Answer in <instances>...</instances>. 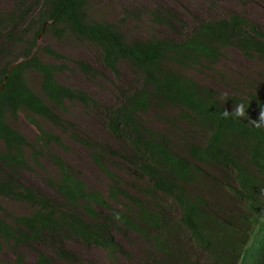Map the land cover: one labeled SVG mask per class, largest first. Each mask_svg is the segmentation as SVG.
Returning a JSON list of instances; mask_svg holds the SVG:
<instances>
[{
  "label": "trees",
  "instance_id": "16d2710c",
  "mask_svg": "<svg viewBox=\"0 0 264 264\" xmlns=\"http://www.w3.org/2000/svg\"><path fill=\"white\" fill-rule=\"evenodd\" d=\"M14 2L10 12L0 11V36L6 40L10 51L15 47L18 51L14 59L7 60L5 48H0V143L3 145L0 148V196L26 201L36 209L29 214L15 215V224L0 219L1 241L27 244L52 239L56 254L65 260L75 256L62 246L64 240L70 238L96 245L111 255L127 254L112 233L114 227L124 226L155 247L154 255L146 264H201L194 244L188 237L181 236L186 227L192 233L228 240L231 247L237 241L245 243L246 235L229 225L222 213L209 209L208 202L195 192L192 184L203 183L197 166L205 156L236 167L247 166L250 160L264 156L263 138L246 119L221 117L220 111L230 112L232 108L225 107L219 93L184 74L183 70L220 67L229 47L264 61V32L248 18L233 13L202 20L174 38L128 39L114 21L92 16L90 0ZM150 14L159 23L177 30L173 22L175 15L170 10L159 8ZM45 34L62 40L70 34L77 41L96 46L106 68L118 72V66L126 63L136 77L135 84L123 90L120 103L107 108L104 120L108 130L124 143L121 150L86 135L74 134L76 140L93 148L96 163L112 181L110 195L122 206L111 205L103 192L92 189L80 171L53 151L50 144L61 145V137L41 129L35 119L39 116L60 125L62 118L55 108L66 109L68 101H79L88 107L100 106L86 91L58 81L61 66L41 58L40 53L58 60L68 58L53 46L40 44ZM75 62L89 77L100 74L86 61ZM29 71L42 76L41 93L29 85ZM220 75L223 77L222 73ZM247 95L248 99L232 96L230 101L246 104L248 113L259 101V95L252 90ZM154 108L167 122L170 132L180 135L176 141L167 129L149 127L143 120L141 116ZM172 108L179 110V115L171 113ZM23 111L41 130L33 143L8 120ZM177 119L186 124L184 129L179 128ZM194 128L208 131L204 146L186 143L193 138L192 134L197 136ZM180 140L186 143V148L192 149L194 161L180 152V147L176 146L181 144ZM29 149L34 165L44 167L41 158L47 156L56 168V174L49 173L45 179L58 197L43 194L19 181L20 169H33L27 158ZM116 157H121L128 167L127 174L144 180L143 184L136 185L141 195H133L130 188L123 185L122 178L110 169L109 166L116 167ZM184 190L197 195L187 197L181 192ZM160 194L172 198L176 207L167 209L163 201L157 202ZM96 206L109 211L103 214ZM0 210H3L1 203ZM250 249L262 257L264 264V249L256 243H252ZM51 261L49 256L41 254L38 264ZM1 263L29 264L24 253Z\"/></svg>",
  "mask_w": 264,
  "mask_h": 264
},
{
  "label": "rangeland",
  "instance_id": "374dc122",
  "mask_svg": "<svg viewBox=\"0 0 264 264\" xmlns=\"http://www.w3.org/2000/svg\"><path fill=\"white\" fill-rule=\"evenodd\" d=\"M93 17L114 21L121 27L128 39L157 37H178L184 34L187 29L195 26L202 20H209L239 13L254 22L260 30L264 32V0H90ZM14 0H0V11L10 12L14 8ZM159 8L170 10L175 15L173 22L177 30H171L167 25L159 23L151 13ZM0 36V48H5V58L14 59L18 53L17 47L11 51ZM41 45H51L68 59L58 60L47 54L40 53L41 58L61 66L62 71L57 74L60 83L72 86L76 89L84 90L95 98L99 107H88L79 101H68L66 109L55 108L61 116L60 125L36 116L40 128L44 131L54 133L61 137L62 144H50V148L61 155L77 171H80L82 178L92 189L103 192L107 200L113 206H122L110 195V185L112 183L108 174L96 163L92 153L93 148L83 145L74 138V134H83L97 142L108 144L115 148L124 147V143L116 138L105 126L106 113L122 100L123 90L132 87L136 82V77L126 63L118 66V72L105 67L96 46L89 43L77 41L72 35L58 39L51 34H45L40 38ZM16 49V52H12ZM225 57L215 68L199 67L195 69L183 70L184 74L194 78L197 82L210 87L215 92L225 94L228 97L238 94V91L249 88H257L264 84V61L258 57L250 58L236 47H229L225 50ZM76 60H83L90 63L100 71L94 77H89L77 65ZM219 69V70H215ZM222 73L223 77L220 75ZM29 85L41 93L42 76L35 72L27 73ZM261 88H257L259 90ZM177 110V109H176ZM176 112V114H175ZM179 110L171 109V113L179 115ZM31 117L26 111L17 117H9V122L18 130L23 132L33 143L41 130L29 120ZM149 127H156L170 134L174 141L180 137L179 134L170 132L167 122L161 118L158 109L141 116ZM179 128L184 129V122L177 119ZM194 142L193 140L186 143ZM185 143V144H186ZM0 143V148H2ZM178 148L182 144L176 145ZM121 152V151H120ZM31 150H27V158L33 169L23 168L19 170V181L26 186H31L35 190L47 194L51 197H58L57 193L48 185L45 177L56 174V168L47 156L41 158L44 167L36 166L32 163ZM115 166H109L118 176L122 178L123 185L133 192V195L142 194L136 189V185H141L144 180L131 176L128 167L121 157L115 158ZM158 201L168 202L172 205L171 198L160 194ZM124 202V201H122ZM121 202V203H122ZM0 203L3 210H0V219H6L11 224H15L14 216L29 214L36 208L32 204L17 200L15 198L0 196ZM153 203V202H152ZM173 206V205H172ZM174 208V206H173ZM96 209L105 214L109 210L102 206ZM112 233L117 241L127 251V254L117 253L111 255L108 251L96 246L87 245L79 239H65L62 246L74 253L72 260H65L56 254L52 239L27 244H17L14 241L6 242L0 239V264L4 261H12L18 253H24L29 264H38L41 254L49 256L50 264H146L155 253L152 242H147L135 231L124 226L114 227ZM182 238H186L185 231H181ZM203 259L201 258V263Z\"/></svg>",
  "mask_w": 264,
  "mask_h": 264
},
{
  "label": "clouds",
  "instance_id": "9594fccd",
  "mask_svg": "<svg viewBox=\"0 0 264 264\" xmlns=\"http://www.w3.org/2000/svg\"><path fill=\"white\" fill-rule=\"evenodd\" d=\"M223 78V77H222ZM251 84V83H249ZM247 89L238 91V94L232 95L239 98L248 99V92L253 91L259 95V101L254 104L248 113L247 105L244 103L233 104L230 97L224 99L225 107L231 111H220L221 117H231L232 119H246V123L263 138L264 141V84L257 88H252V84ZM197 136L192 134L196 144L204 146L205 135L208 131L205 129H192ZM204 133V134H200ZM190 141V140H189ZM190 142V143H194ZM185 148H179L183 154L187 155L192 162L196 158L192 154V149L186 148L185 143L180 140ZM180 146V145H179ZM198 175L204 180L202 184H192L197 194H202L208 204L209 209L219 211L229 225L243 232L247 240L245 243L234 244L218 237H210L206 234L192 233L188 227L183 228L187 240L191 241L198 254V260L201 264H263V259L250 249L252 243H256L264 249V156L255 160H250L247 166L236 167L229 163L209 159L205 156L204 160L198 163ZM180 184L182 181L177 178ZM187 197H194L197 194L190 191H181ZM172 200V198H171ZM167 209H174L176 206L164 202Z\"/></svg>",
  "mask_w": 264,
  "mask_h": 264
}]
</instances>
